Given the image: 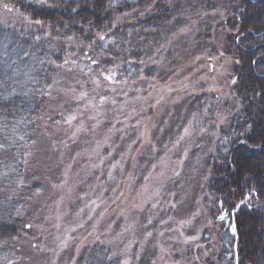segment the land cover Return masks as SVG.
Instances as JSON below:
<instances>
[{
	"label": "trees",
	"instance_id": "trees-1",
	"mask_svg": "<svg viewBox=\"0 0 264 264\" xmlns=\"http://www.w3.org/2000/svg\"><path fill=\"white\" fill-rule=\"evenodd\" d=\"M0 2L19 15L18 25L0 26V264H19V245L32 235L37 209L31 204L41 186L29 162L42 137L41 118L53 111L52 90L70 61L87 64L98 78L113 72L120 83H157L182 76L186 60L195 74L194 58L221 50L235 58L237 108H230L215 152L202 162L207 215L201 235L173 258L182 264H236L238 238V264H264V92L254 93L264 88V0ZM208 97L202 93L182 104L181 130ZM162 129L163 112L155 136ZM156 143V150L147 146L131 154L134 169L130 159L121 160L128 175L116 187L136 176L141 183L160 170L163 134ZM221 204L238 210L232 220L237 235L217 218ZM106 249L88 247L79 264H110ZM137 264H155L154 253L147 250Z\"/></svg>",
	"mask_w": 264,
	"mask_h": 264
},
{
	"label": "rangeland",
	"instance_id": "rangeland-1",
	"mask_svg": "<svg viewBox=\"0 0 264 264\" xmlns=\"http://www.w3.org/2000/svg\"><path fill=\"white\" fill-rule=\"evenodd\" d=\"M7 8L0 2V26L14 27L19 15ZM193 62L195 74L186 60L182 76L157 83H120L113 72L98 78L87 64L69 62L52 90L53 111L41 118L42 137L29 162L41 190L31 204L37 217L32 235L19 245V264H79L88 247L100 245L110 264H137L147 250L155 264H182L173 255L198 240L206 222L202 162L215 152L220 129L237 108L234 56L221 50ZM202 93H210L205 108L181 130L182 104ZM162 112L163 129L155 136ZM179 128L181 134L169 135ZM162 134L160 170L116 187L128 175L121 160L133 162L131 154L147 146L156 150Z\"/></svg>",
	"mask_w": 264,
	"mask_h": 264
},
{
	"label": "snow or ice",
	"instance_id": "snow-or-ice-1",
	"mask_svg": "<svg viewBox=\"0 0 264 264\" xmlns=\"http://www.w3.org/2000/svg\"><path fill=\"white\" fill-rule=\"evenodd\" d=\"M101 38L103 39V37H101ZM253 63L255 64V61H253ZM108 78L111 79V77H108ZM232 83L235 84V83H236V80L234 79V80L232 81ZM261 92H264V88L254 90L255 95H259V94H261ZM0 147H2V146H0ZM243 203H244V201H241V204H243ZM236 207H238V206L234 205V206H233V209H235ZM235 215H236V213H235L234 210L227 209V208H225V207L223 206V204H221L220 211L217 213V218H218L221 222H225V221L234 220ZM228 228L231 230V232L233 233V235L236 234V232H237V227H236L235 223H233V222H229V223H228Z\"/></svg>",
	"mask_w": 264,
	"mask_h": 264
},
{
	"label": "water",
	"instance_id": "water-1",
	"mask_svg": "<svg viewBox=\"0 0 264 264\" xmlns=\"http://www.w3.org/2000/svg\"><path fill=\"white\" fill-rule=\"evenodd\" d=\"M230 221H227V223H229ZM236 235H237V233H236ZM234 250H235V253H236V264H238V238L236 239Z\"/></svg>",
	"mask_w": 264,
	"mask_h": 264
}]
</instances>
